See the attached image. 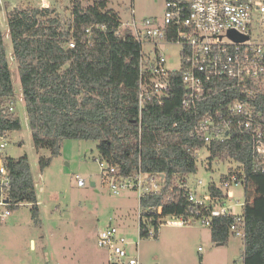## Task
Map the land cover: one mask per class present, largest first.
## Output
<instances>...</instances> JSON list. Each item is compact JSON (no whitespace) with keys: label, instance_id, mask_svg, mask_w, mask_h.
I'll list each match as a JSON object with an SVG mask.
<instances>
[{"label":"trees","instance_id":"trees-1","mask_svg":"<svg viewBox=\"0 0 264 264\" xmlns=\"http://www.w3.org/2000/svg\"><path fill=\"white\" fill-rule=\"evenodd\" d=\"M8 20L22 98L41 168L60 155L64 140L78 138L96 140L101 160L117 167L120 176L142 169L149 175L164 177L158 193L147 194L140 200L142 238L149 237L150 225L158 236L161 217L194 214L195 207L188 201L187 177L196 172L197 152L201 149L208 150L210 162L218 159L241 162L247 169L251 166L247 136L234 134L207 143L193 135L195 114L182 107L185 89L177 72L172 73L171 96L166 103H147L139 118L140 45L131 28L120 30V12L110 7L109 0H92L87 5L74 0L67 25L54 7L33 3L10 7ZM16 102L0 26V135L21 127L20 117L15 110H9ZM43 149L50 154L43 155ZM6 159L11 176L9 195L19 204L10 208L28 202L37 210L28 155ZM233 170L230 166L227 173ZM252 188L264 197V175L249 176L244 186L248 198ZM209 190L213 195L225 196L216 183H211ZM151 206H162V214L149 211ZM253 207L254 203L247 199L242 210L246 227L241 258L244 264H264V214L255 212ZM37 214L34 211V217ZM235 223V215L213 217L209 225L212 240L226 243Z\"/></svg>","mask_w":264,"mask_h":264},{"label":"rangeland","instance_id":"rangeland-1","mask_svg":"<svg viewBox=\"0 0 264 264\" xmlns=\"http://www.w3.org/2000/svg\"><path fill=\"white\" fill-rule=\"evenodd\" d=\"M73 1L0 0V26L17 94L15 113L21 120V127L9 133L5 155L13 158L28 155L38 198L37 210H33L32 203L21 202L8 216L0 217V264H109L108 250L98 243L99 231L108 225L117 226L132 242L128 251L130 254L138 252L141 264H244L242 235L232 233L226 243H216L209 226L201 219L188 224L164 222L158 236L142 238L139 194L130 188L121 189L119 194L113 192L104 177L106 170L101 165L96 140H64L60 155L41 168L22 98L18 62L13 56L8 10L28 3L54 7L67 25ZM90 1L82 0V3L87 5ZM109 5L120 12L123 22L132 21L134 8L135 18L141 23L145 18L161 20L165 0H109ZM181 49L176 43L161 46L167 66H180ZM152 50L153 46L145 45L150 55H153ZM41 153L48 156L50 151L43 149ZM208 157L206 148L198 151L197 170L187 177L188 185L196 188L199 195L206 194L211 183L219 184L221 175L236 165L234 161L218 159L210 162ZM102 161L106 167L107 161ZM78 176L85 179V185H78ZM233 190L234 198L227 205H236V213L242 212L241 204L248 199L254 203L255 212L264 214V197L256 193L255 188L251 189L250 198L242 185ZM4 210L5 207H0V212ZM34 211L38 213L36 217ZM151 229L154 230L152 225Z\"/></svg>","mask_w":264,"mask_h":264},{"label":"built area","instance_id":"built-area-1","mask_svg":"<svg viewBox=\"0 0 264 264\" xmlns=\"http://www.w3.org/2000/svg\"><path fill=\"white\" fill-rule=\"evenodd\" d=\"M131 12L132 21L123 22L120 30L131 28L133 38L140 45L139 118L147 103H166L171 96L172 73L177 72L185 89L182 107L195 114L193 135L207 143L225 140L234 134L245 135L252 154L248 169L245 164L234 161V170L216 183L224 191V197L213 195L209 189L199 195L187 181L188 201L195 207L194 214L161 217L159 224H188L201 219L209 226L215 216L235 215L237 223L231 226V231L243 236L245 217H241L242 212H235L236 205L227 203L234 198L235 186H245L254 173L264 175V1L165 0L161 20L145 18L141 23L135 18L134 8ZM173 43L182 47L181 64L177 68L166 65L161 50L162 45ZM145 45L153 46V55L145 51ZM9 110L14 111L15 106L11 105ZM8 137V132L0 135V207H5L0 212L1 218L11 213V206L19 205L9 195L11 176L5 155ZM101 165L106 170L104 177L116 194L130 188L138 192L141 200L147 194L158 193L164 182L160 174L149 175L142 169L120 176L117 167L108 163L105 167L102 160ZM77 183L83 186L85 179L78 176ZM201 183L199 180L198 184ZM244 204H241L242 210ZM148 210L162 214L163 207L151 206ZM141 214L142 211L139 218ZM149 236L155 237L156 231L151 229ZM98 243L108 250L110 264H141L138 252L129 253L128 245L132 242L117 226L101 229Z\"/></svg>","mask_w":264,"mask_h":264},{"label":"water","instance_id":"water-1","mask_svg":"<svg viewBox=\"0 0 264 264\" xmlns=\"http://www.w3.org/2000/svg\"><path fill=\"white\" fill-rule=\"evenodd\" d=\"M12 9V8H11ZM232 36H234V34H231ZM241 38V37H240ZM243 39V38H242ZM112 264H119V263H116V262H114V263H112Z\"/></svg>","mask_w":264,"mask_h":264},{"label":"crops","instance_id":"crops-1","mask_svg":"<svg viewBox=\"0 0 264 264\" xmlns=\"http://www.w3.org/2000/svg\"><path fill=\"white\" fill-rule=\"evenodd\" d=\"M178 224V223H177ZM108 261H109V257H108ZM109 264H110V262H109Z\"/></svg>","mask_w":264,"mask_h":264}]
</instances>
